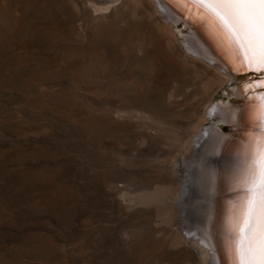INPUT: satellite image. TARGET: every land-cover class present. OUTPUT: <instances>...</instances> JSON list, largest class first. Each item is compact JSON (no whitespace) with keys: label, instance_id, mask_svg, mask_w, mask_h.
I'll list each match as a JSON object with an SVG mask.
<instances>
[{"label":"rangeland","instance_id":"374dc122","mask_svg":"<svg viewBox=\"0 0 264 264\" xmlns=\"http://www.w3.org/2000/svg\"><path fill=\"white\" fill-rule=\"evenodd\" d=\"M161 11L153 0H0V264H209L215 252L194 231L209 217L237 264L253 143L239 156L208 143L196 157L208 128L240 141L228 120L209 125L237 98Z\"/></svg>","mask_w":264,"mask_h":264},{"label":"bare ground","instance_id":"6f19581e","mask_svg":"<svg viewBox=\"0 0 264 264\" xmlns=\"http://www.w3.org/2000/svg\"><path fill=\"white\" fill-rule=\"evenodd\" d=\"M157 1L159 2L160 4L159 6L161 7V9L164 11L163 14L165 15L162 16L166 20L171 19L170 21H175L176 23L178 21L183 20L184 23L186 24L187 29L186 32L184 33L185 34L184 43L186 45V46L184 45L185 49L188 52L191 51V53L195 55L197 58L203 57L204 59H207L213 65H215L216 68L218 69L220 68V70H222L224 74H227L230 77V82H231L230 86L234 87V88L231 87L234 90L233 94L234 96L236 95L237 98V100L232 101V103H230V106L228 105L227 107H223V108L222 106L220 107L216 106L213 109V111H211V115L213 116L214 113L218 114L219 119L217 118L216 120L213 119L214 120L213 122L216 121L215 128L218 120H223V118L224 120H228L229 122H231V125L234 124L235 126L234 128L239 130L237 136L238 138H240V141L239 140L235 141L234 139L228 141L225 137H220L221 135L219 136L218 135L219 133L218 134L214 133L213 131L214 128H210V129L208 128L205 130V134L208 137V140L206 139V136L205 139L204 137L200 139V141L198 142L200 147L198 149H195L196 157L200 155L199 153L202 150L204 151L205 149H207L206 147L208 143L209 145L212 146L213 150H216L219 153L221 152L222 154L224 153L226 156L242 155V153H244L246 149V145L253 143L251 144L253 147L252 149L253 153L249 165L247 166L249 171L251 172L254 166L258 167V165H254V161L256 159L257 143L260 139L261 129H260V125L257 123L256 114L258 112V106L261 103V99H260L261 95L264 94H257L255 92L256 90L255 88L258 84H260V82L257 80H253L254 78L244 79L237 84H234V81L236 79L235 77L236 73L240 72L242 68L247 69L249 67H253L255 69H258L257 66L255 64L249 66L248 60L243 55V50L242 49L238 50L239 45L237 43V33L235 32L234 29H232L231 25L226 21V19L222 17V14L219 13L218 9L213 8L211 3L207 2V0L203 4L197 3L195 2V0H157ZM188 20H193L194 23L191 22L190 24H188L187 23L189 22ZM193 25L195 27V30L192 29ZM244 98L245 100H243L244 102H242V99ZM252 98L256 99L255 103L247 102V100H250ZM243 105L244 108L242 107ZM221 113L222 116L220 115ZM220 133L223 134L222 132ZM232 138L233 137H231V139ZM243 142L245 143V145H243ZM198 164L200 165L199 162ZM221 167L223 168L225 166L221 165ZM221 170H224V168ZM245 173H247V171ZM187 180H188V176H187ZM192 185H193L192 182L187 181L185 195L183 198V203L185 204L183 216L184 215L187 216L188 213V211L186 210L189 208V204H190L189 201L190 199L188 200V198L191 197L190 192L192 191ZM220 197H218V200L219 201L220 199L223 200ZM242 206L243 205H240V207ZM209 219H211V217H209ZM209 219H207L208 229L206 231L203 230L201 226L202 224L197 223V229H194L195 237L197 238V240L202 241L203 246L208 247L211 251L215 252L214 254L215 258L213 260V263L210 262L209 264H227V262L231 258L227 259L226 256L224 257V259L222 258L220 254L221 250L219 251L220 237L217 234V227L216 224ZM241 220H242V214L240 212L236 217L237 223L235 222V224H239ZM203 224H204V220H203ZM192 231L190 230V233ZM234 233H235V229H234ZM237 239L238 237L236 238V240ZM232 245L233 244H231V247ZM234 246L236 247V244ZM227 249L229 248L227 247ZM234 257L235 256L233 255L232 258L234 259ZM236 260L234 259V261Z\"/></svg>","mask_w":264,"mask_h":264},{"label":"snow or ice","instance_id":"6c2138e0","mask_svg":"<svg viewBox=\"0 0 264 264\" xmlns=\"http://www.w3.org/2000/svg\"><path fill=\"white\" fill-rule=\"evenodd\" d=\"M205 3L206 0H195ZM237 33L238 50H243L249 66L264 70V0H207ZM264 87V84L260 85ZM256 114L260 139L249 176V192L239 238L235 248L237 264H264V95Z\"/></svg>","mask_w":264,"mask_h":264},{"label":"water","instance_id":"95a60500","mask_svg":"<svg viewBox=\"0 0 264 264\" xmlns=\"http://www.w3.org/2000/svg\"><path fill=\"white\" fill-rule=\"evenodd\" d=\"M153 2H154V4L156 5V8L158 9V10H160L161 11V9H160V7L158 6V2H157V0H153ZM161 12H163L164 13V11L162 10ZM163 19L167 22V23H169L171 26H173L174 28H179V32L181 31V34H179L178 35V37H179V39H180V41H181V39H184L185 38V36L183 35L185 32H186V29H187V26H186V24L184 23V21L183 20H181V21H178L177 23L175 22V21H170V20H166L164 17H163ZM183 33V34H182ZM182 44V43H181ZM182 46L184 47V45L182 44ZM185 48V47H184ZM200 58H202V59H204L203 57H200ZM204 60H206V61H208L207 59H204ZM210 62V61H209ZM252 75V76H250V77H252V78H254V77H257L258 79H264V72L262 71V70H256V69H253L252 67H249V68H247V69H244V68H242L241 69V71L238 73H236V78H238V77H244V76H246V75ZM256 91H257V93L258 94H263V92H264V87H259V88H257L256 89ZM216 118H218V114H215L214 113V115H213V117L211 118V119H209V125L210 124H212L213 123V121L214 120H216ZM214 119V120H213ZM217 129H225V126H223V124L224 123H219V122H217Z\"/></svg>","mask_w":264,"mask_h":264}]
</instances>
